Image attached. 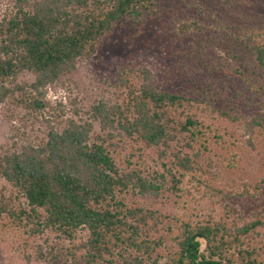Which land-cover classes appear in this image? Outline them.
<instances>
[{
  "label": "trees",
  "instance_id": "trees-1",
  "mask_svg": "<svg viewBox=\"0 0 264 264\" xmlns=\"http://www.w3.org/2000/svg\"><path fill=\"white\" fill-rule=\"evenodd\" d=\"M11 1L0 103L53 108L48 87L120 23L158 22L171 59L163 83L120 68L85 120L0 152V240L21 264H264V199L242 221L232 205L264 198V0Z\"/></svg>",
  "mask_w": 264,
  "mask_h": 264
},
{
  "label": "rangeland",
  "instance_id": "rangeland-1",
  "mask_svg": "<svg viewBox=\"0 0 264 264\" xmlns=\"http://www.w3.org/2000/svg\"><path fill=\"white\" fill-rule=\"evenodd\" d=\"M12 5L11 0H0V17L10 12ZM167 37L166 28L155 21L140 31L127 23H120L89 62H79L74 71L60 78V83L48 87L46 100L53 108L37 111L8 100L0 103V152L10 147L13 141L17 146L26 138L40 141L49 125H55L56 122L67 118L85 120L88 109L95 101L113 97V85L120 68L130 65L147 67L155 79L163 83L164 71L171 64ZM32 79L33 76L27 72L18 77V81ZM75 110H78L77 114ZM249 151H245L244 175L254 176L260 170V163L249 155ZM224 179L220 181L224 183ZM263 199L254 203L246 199L238 202L232 200L235 208L233 213L242 221L250 216L253 205L257 209L261 208ZM19 257L12 248L11 240H0V264H21L23 260Z\"/></svg>",
  "mask_w": 264,
  "mask_h": 264
}]
</instances>
